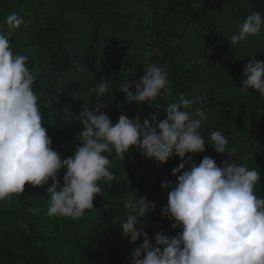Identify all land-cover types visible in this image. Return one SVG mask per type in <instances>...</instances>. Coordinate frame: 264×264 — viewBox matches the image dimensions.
Masks as SVG:
<instances>
[{
    "label": "trees",
    "instance_id": "obj_1",
    "mask_svg": "<svg viewBox=\"0 0 264 264\" xmlns=\"http://www.w3.org/2000/svg\"><path fill=\"white\" fill-rule=\"evenodd\" d=\"M12 12L23 20L10 38L12 50L29 57L43 126L62 159L81 143L74 117L101 79L109 89L103 112L113 124L121 114L139 117L141 123H153L155 116L158 123L183 94L193 101L189 111L204 113L200 132L206 141L204 152L184 159L190 155L198 165L208 156L217 166L228 161L257 168L256 191L264 197V97L250 88L240 91L244 65L264 62V25L259 34L230 43L248 15H264V0H0V26ZM150 64L167 66L170 91L161 90L153 101L159 110L147 103L130 104L119 92L122 80L137 81ZM96 102L90 96L88 107ZM65 108L74 117L64 118ZM214 130L226 136V150L235 149L232 154L217 153L208 144ZM109 159L115 179L100 185L103 193L80 219L47 214L51 180L43 187L25 184L24 193L0 201V264H132L131 253L143 243V234L153 247L157 232L177 235L181 229L171 228L174 221L162 214L170 189L161 184H175L172 170L181 158L173 153L160 163L133 147L123 161L114 152ZM64 173H58L57 191ZM131 194L155 203L138 220L142 235L135 242L121 234L119 224Z\"/></svg>",
    "mask_w": 264,
    "mask_h": 264
},
{
    "label": "clouds",
    "instance_id": "obj_2",
    "mask_svg": "<svg viewBox=\"0 0 264 264\" xmlns=\"http://www.w3.org/2000/svg\"><path fill=\"white\" fill-rule=\"evenodd\" d=\"M22 23V18L12 12L0 26V201L24 193L25 184L43 187L51 180L47 214L77 220L92 211L95 197L103 193L100 185L115 179L109 159L113 152L123 161L135 147L160 163L175 153L182 162L172 170L175 184H161L162 189H170L162 214L174 221L171 228L179 227L181 231L175 236L157 232L155 247L143 234V243L131 253L132 264H264V197L256 191L260 173L257 168L228 161L217 166L208 156L198 165L190 155L184 159L186 154L204 152L206 141L200 132L204 113L199 109L195 114L189 111L193 101L183 94L168 106L166 118L158 123L155 116L153 123L148 119L141 123L139 117L130 119L121 114L113 124L103 112L109 89L101 79L89 89L78 116L64 110V118L72 116L78 121L81 143L72 156L62 159L52 149V140L43 126L39 97L33 90L36 74L27 66L29 57L14 53L11 47L10 38ZM262 25L264 15L251 13L230 43L236 45L259 34ZM167 75L166 65H147L137 81L122 80L119 92L130 104L147 103L159 110L153 101L161 90L170 91ZM243 76L246 78L241 81L240 91L250 88L264 97V62L250 60L244 65ZM90 96L97 101L91 109ZM209 135L208 144L215 152L235 151L226 150L228 139L221 131ZM61 169L65 170L63 187L57 191ZM123 206L127 212L119 222L121 234L135 242L142 235L137 230L138 220L146 218L155 203L131 194ZM28 211L36 214L35 209Z\"/></svg>",
    "mask_w": 264,
    "mask_h": 264
}]
</instances>
